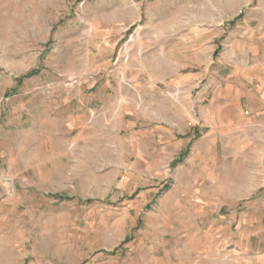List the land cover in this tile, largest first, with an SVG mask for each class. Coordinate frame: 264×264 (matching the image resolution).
Segmentation results:
<instances>
[{"label":"rangeland","instance_id":"rangeland-1","mask_svg":"<svg viewBox=\"0 0 264 264\" xmlns=\"http://www.w3.org/2000/svg\"><path fill=\"white\" fill-rule=\"evenodd\" d=\"M0 264H264V0H0Z\"/></svg>","mask_w":264,"mask_h":264},{"label":"trees","instance_id":"trees-1","mask_svg":"<svg viewBox=\"0 0 264 264\" xmlns=\"http://www.w3.org/2000/svg\"><path fill=\"white\" fill-rule=\"evenodd\" d=\"M187 151L184 152V154H182L179 158H178V162L182 161V158L186 155ZM176 162V163H178Z\"/></svg>","mask_w":264,"mask_h":264}]
</instances>
